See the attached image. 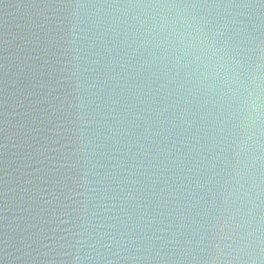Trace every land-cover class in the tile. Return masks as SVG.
<instances>
[{
  "label": "water",
  "instance_id": "water-1",
  "mask_svg": "<svg viewBox=\"0 0 264 264\" xmlns=\"http://www.w3.org/2000/svg\"><path fill=\"white\" fill-rule=\"evenodd\" d=\"M0 264H264V0H0Z\"/></svg>",
  "mask_w": 264,
  "mask_h": 264
},
{
  "label": "clouds",
  "instance_id": "clouds-1",
  "mask_svg": "<svg viewBox=\"0 0 264 264\" xmlns=\"http://www.w3.org/2000/svg\"><path fill=\"white\" fill-rule=\"evenodd\" d=\"M247 102V100H245V103Z\"/></svg>",
  "mask_w": 264,
  "mask_h": 264
}]
</instances>
